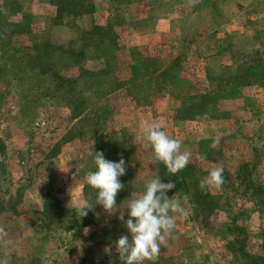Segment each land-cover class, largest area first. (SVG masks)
I'll return each mask as SVG.
<instances>
[{
	"label": "rangeland",
	"instance_id": "1",
	"mask_svg": "<svg viewBox=\"0 0 264 264\" xmlns=\"http://www.w3.org/2000/svg\"><path fill=\"white\" fill-rule=\"evenodd\" d=\"M1 31L0 264H122L118 217L159 173L144 122L191 153L155 264H264V0H0ZM95 151L124 188L80 218Z\"/></svg>",
	"mask_w": 264,
	"mask_h": 264
},
{
	"label": "clouds",
	"instance_id": "2",
	"mask_svg": "<svg viewBox=\"0 0 264 264\" xmlns=\"http://www.w3.org/2000/svg\"><path fill=\"white\" fill-rule=\"evenodd\" d=\"M142 138L150 147L154 162L163 164L169 176H176L185 169L191 158L189 151H182L181 139L172 138L162 125L144 122L141 126ZM218 142V141H217ZM94 171L86 177V185L96 193L95 203L83 198L76 206L79 217H85L94 211V205L112 214L117 210V195L124 188L120 178L127 173L126 161L107 160L102 151H95ZM224 168L217 166L199 184L203 190L208 187H219L224 182ZM176 187L174 182L163 183L156 177L147 180L143 190L135 198L129 199L126 214L118 217L127 230L115 242V250L122 264H144L145 261L155 264L160 248L166 243L176 226V216L185 213L181 203L168 196Z\"/></svg>",
	"mask_w": 264,
	"mask_h": 264
},
{
	"label": "trees",
	"instance_id": "3",
	"mask_svg": "<svg viewBox=\"0 0 264 264\" xmlns=\"http://www.w3.org/2000/svg\"><path fill=\"white\" fill-rule=\"evenodd\" d=\"M4 32H5V31H1L0 33H4ZM158 165H159V167H158V169H159V173H156V174L158 175L157 177L161 178V181H162L163 183L174 182L175 185H176V187H175L174 189H172L171 191L168 192V196H169V197L172 196V198H174L175 195H176V193H177L180 189H182L183 181H182V179H180V177H178L177 174H176V176H174V177L169 176V173L167 172V170H166V169L163 170V167H162V166H164V165H161V164H158ZM87 187H88V186H87ZM118 197H121V196H118V195H117V198H118ZM48 202H50V199H49L48 197H46V200H45V207H47Z\"/></svg>",
	"mask_w": 264,
	"mask_h": 264
}]
</instances>
